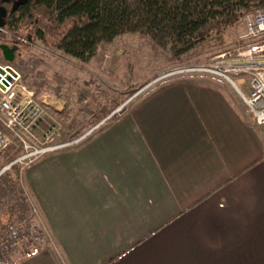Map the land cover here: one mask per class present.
<instances>
[{
  "label": "crops",
  "instance_id": "0c3cea01",
  "mask_svg": "<svg viewBox=\"0 0 264 264\" xmlns=\"http://www.w3.org/2000/svg\"><path fill=\"white\" fill-rule=\"evenodd\" d=\"M240 109L228 121L207 76L180 77L36 160L52 242L14 264H264L263 136Z\"/></svg>",
  "mask_w": 264,
  "mask_h": 264
},
{
  "label": "rangeland",
  "instance_id": "374dc122",
  "mask_svg": "<svg viewBox=\"0 0 264 264\" xmlns=\"http://www.w3.org/2000/svg\"><path fill=\"white\" fill-rule=\"evenodd\" d=\"M244 17L181 60L176 59L168 47H161L150 37L137 33H127L100 45L88 62L65 54L56 47L52 37L42 40L34 36L27 25L17 34L0 39V44L14 52L15 59L11 63L20 70L24 83L35 92L37 102L55 120L54 124L51 120L46 123V133L37 131L38 141L48 145L53 140L55 145L78 138L108 119L126 102H130L129 107L138 105L156 89L176 79L168 78L144 88L161 73L183 65L212 63L216 56L237 51L245 43L242 38ZM3 62L2 53L0 63ZM238 77L244 79L241 88L248 93L249 76ZM208 108H221L223 117L231 121L232 114H241L243 104L233 85L208 76ZM227 108H231L230 111H226ZM111 119L113 117L108 120ZM4 152L0 153V169L21 155L14 147L6 156ZM17 170L15 166L12 171ZM13 176V173H6L0 182Z\"/></svg>",
  "mask_w": 264,
  "mask_h": 264
},
{
  "label": "built area",
  "instance_id": "2783aa9c",
  "mask_svg": "<svg viewBox=\"0 0 264 264\" xmlns=\"http://www.w3.org/2000/svg\"><path fill=\"white\" fill-rule=\"evenodd\" d=\"M244 26L245 43L237 51L216 56L212 63L172 68L144 88L168 78L205 75L217 78L235 87L247 122L259 128L264 138V9L246 14ZM241 75L249 76L248 93L241 88L245 83L238 77ZM129 103L109 118L120 117ZM50 120L55 123L46 108L37 102L35 92L24 83L20 70L11 62L0 63V153L13 147L21 152L0 169V178L6 173L14 174L12 179L0 182V264H14L18 255H39L52 242L24 182L27 168L44 155L82 142L106 121L76 139L53 145L51 137L50 144L43 145L38 141L37 131L46 133L45 126ZM15 166L18 170L12 171Z\"/></svg>",
  "mask_w": 264,
  "mask_h": 264
},
{
  "label": "trees",
  "instance_id": "16d2710c",
  "mask_svg": "<svg viewBox=\"0 0 264 264\" xmlns=\"http://www.w3.org/2000/svg\"><path fill=\"white\" fill-rule=\"evenodd\" d=\"M263 8L264 0H24L11 11L7 29L17 34L30 26L34 36L54 38L58 49L81 62L127 33L148 36L181 60Z\"/></svg>",
  "mask_w": 264,
  "mask_h": 264
},
{
  "label": "flooded vegetation",
  "instance_id": "af4514ba",
  "mask_svg": "<svg viewBox=\"0 0 264 264\" xmlns=\"http://www.w3.org/2000/svg\"><path fill=\"white\" fill-rule=\"evenodd\" d=\"M19 0H0V21L1 18L5 22V26H3L0 29V39L5 37L8 34H15L7 29V22L9 20V16L11 14L12 10L17 9V7L20 5L18 4L16 7L14 5L18 2ZM2 46L3 44H0V54H2Z\"/></svg>",
  "mask_w": 264,
  "mask_h": 264
},
{
  "label": "water",
  "instance_id": "95a60500",
  "mask_svg": "<svg viewBox=\"0 0 264 264\" xmlns=\"http://www.w3.org/2000/svg\"><path fill=\"white\" fill-rule=\"evenodd\" d=\"M24 0H19L15 5L14 7H16L18 4H22ZM5 26V22L2 20L1 18V21H0V29ZM2 53H3V56H4V59L8 62H13L14 59H15V54L14 52L8 47V46H5L3 45L2 46Z\"/></svg>",
  "mask_w": 264,
  "mask_h": 264
}]
</instances>
